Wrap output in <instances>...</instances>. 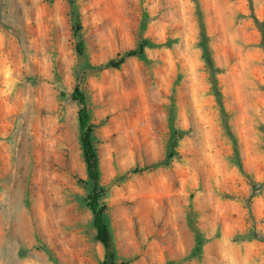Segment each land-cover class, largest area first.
<instances>
[{"label": "rangeland", "instance_id": "rangeland-1", "mask_svg": "<svg viewBox=\"0 0 264 264\" xmlns=\"http://www.w3.org/2000/svg\"><path fill=\"white\" fill-rule=\"evenodd\" d=\"M73 2L0 0V264H103L77 86L115 264H264V0Z\"/></svg>", "mask_w": 264, "mask_h": 264}, {"label": "trees", "instance_id": "trees-1", "mask_svg": "<svg viewBox=\"0 0 264 264\" xmlns=\"http://www.w3.org/2000/svg\"><path fill=\"white\" fill-rule=\"evenodd\" d=\"M72 5L74 4L71 0ZM73 31L78 38L76 49L80 55L85 53V43L80 38V31L82 24L80 18L75 10L72 13ZM149 44L144 41L140 44L138 49L130 50L124 54L117 61L111 60L108 65L112 67H119L127 57L139 55L142 56L145 47ZM205 57L211 64L212 60L209 56V50L206 46ZM72 98L80 104L78 110V120L80 127V146L82 149L83 158L86 164L88 181L91 183V190L86 197V205L92 211L93 224L96 229V239L102 243L105 248V259L103 264H115L117 252L114 246L111 226L106 218L107 204L103 201L105 196V188L101 184V171L99 164V156L94 143V124L91 121V112L88 106V99L79 86L72 92ZM197 242L199 246L202 244L201 234L197 235Z\"/></svg>", "mask_w": 264, "mask_h": 264}]
</instances>
